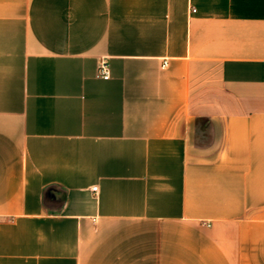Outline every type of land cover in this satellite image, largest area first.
<instances>
[{
    "label": "crops",
    "instance_id": "obj_1",
    "mask_svg": "<svg viewBox=\"0 0 264 264\" xmlns=\"http://www.w3.org/2000/svg\"><path fill=\"white\" fill-rule=\"evenodd\" d=\"M0 264H264V0H0Z\"/></svg>",
    "mask_w": 264,
    "mask_h": 264
},
{
    "label": "built area",
    "instance_id": "obj_2",
    "mask_svg": "<svg viewBox=\"0 0 264 264\" xmlns=\"http://www.w3.org/2000/svg\"><path fill=\"white\" fill-rule=\"evenodd\" d=\"M192 11H195V9H193ZM166 64H167V61L165 60L163 63V66H166ZM97 74L99 77L104 78V79L110 78V75H111L110 67H109V64L106 60H102L100 62L99 66H98ZM93 190L97 191L98 187L97 186L93 187Z\"/></svg>",
    "mask_w": 264,
    "mask_h": 264
}]
</instances>
